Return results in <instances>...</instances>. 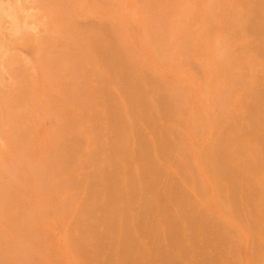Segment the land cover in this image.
<instances>
[{"label":"rangeland","instance_id":"374dc122","mask_svg":"<svg viewBox=\"0 0 264 264\" xmlns=\"http://www.w3.org/2000/svg\"><path fill=\"white\" fill-rule=\"evenodd\" d=\"M0 264H264V0H0Z\"/></svg>","mask_w":264,"mask_h":264}]
</instances>
